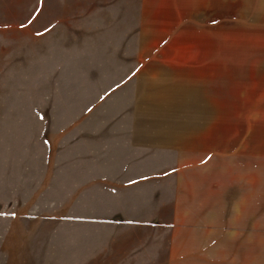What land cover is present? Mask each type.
<instances>
[{
    "label": "rangeland",
    "instance_id": "374dc122",
    "mask_svg": "<svg viewBox=\"0 0 264 264\" xmlns=\"http://www.w3.org/2000/svg\"><path fill=\"white\" fill-rule=\"evenodd\" d=\"M263 207L264 0H0V264H264Z\"/></svg>",
    "mask_w": 264,
    "mask_h": 264
},
{
    "label": "crops",
    "instance_id": "0c3cea01",
    "mask_svg": "<svg viewBox=\"0 0 264 264\" xmlns=\"http://www.w3.org/2000/svg\"><path fill=\"white\" fill-rule=\"evenodd\" d=\"M202 176L203 175L198 174L196 177H194L192 180L189 181L190 188L193 187L197 192L196 200L198 202H201L200 208L195 209L197 214H198V217L200 216V214H202V216H204V218H206L207 220H209L211 218L212 221H214L213 223L217 224L218 226H220V223H218V219L220 217L224 218V219L227 218V219H229L228 224H230L228 227V231L231 232L233 227H234V229L236 228V226H233V225H234V223L239 222V221H237V216H240L241 212H242V210H240L241 208H239L242 206L240 204L236 203V189H235V187L232 186V187L228 188V190L225 193H223L224 202L219 199L218 204H216L219 197L217 195H215L214 193L213 194L210 193L208 190L209 185L211 183L213 184V176H204V178ZM200 177H202V178H200ZM212 186H214V185H212ZM199 187L201 188V190L199 189ZM206 190H208V191H206ZM256 198H260V197L256 196ZM225 203H227V207H226V209H222L224 212L223 217H222L221 216L222 212H220L218 210L220 209V207L223 208ZM201 209H203L204 211ZM200 210H201V213L199 214ZM241 218H242V216L240 217V219ZM198 223H199V221H198ZM223 224H226V223H223ZM234 229H233V231H234ZM238 229L240 230L241 228L238 227Z\"/></svg>",
    "mask_w": 264,
    "mask_h": 264
}]
</instances>
